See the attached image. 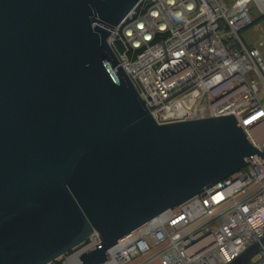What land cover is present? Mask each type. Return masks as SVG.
Wrapping results in <instances>:
<instances>
[{
	"label": "water",
	"instance_id": "obj_1",
	"mask_svg": "<svg viewBox=\"0 0 264 264\" xmlns=\"http://www.w3.org/2000/svg\"><path fill=\"white\" fill-rule=\"evenodd\" d=\"M139 1L0 0V264H48L94 232L79 257L102 264L137 227L264 157L234 114L157 122L108 42Z\"/></svg>",
	"mask_w": 264,
	"mask_h": 264
},
{
	"label": "built area",
	"instance_id": "obj_2",
	"mask_svg": "<svg viewBox=\"0 0 264 264\" xmlns=\"http://www.w3.org/2000/svg\"><path fill=\"white\" fill-rule=\"evenodd\" d=\"M140 0L110 32L119 63L160 124L234 114L264 153V37L248 45L251 3ZM257 159H256V157ZM137 227L102 264H229L264 237V157ZM87 241L48 264H83ZM249 264H264V245ZM246 264V263H245Z\"/></svg>",
	"mask_w": 264,
	"mask_h": 264
},
{
	"label": "rangeland",
	"instance_id": "obj_3",
	"mask_svg": "<svg viewBox=\"0 0 264 264\" xmlns=\"http://www.w3.org/2000/svg\"><path fill=\"white\" fill-rule=\"evenodd\" d=\"M231 5L235 0H225ZM251 16L257 23L244 28L240 35L248 45L258 43L264 37V15L261 14L254 1L251 3ZM259 98L264 102V91L259 92Z\"/></svg>",
	"mask_w": 264,
	"mask_h": 264
},
{
	"label": "trees",
	"instance_id": "obj_4",
	"mask_svg": "<svg viewBox=\"0 0 264 264\" xmlns=\"http://www.w3.org/2000/svg\"><path fill=\"white\" fill-rule=\"evenodd\" d=\"M258 22V20L257 21H255L253 24H255V23H257ZM250 263V261H247L246 262V264H249Z\"/></svg>",
	"mask_w": 264,
	"mask_h": 264
}]
</instances>
